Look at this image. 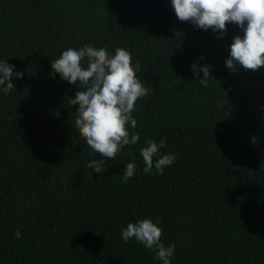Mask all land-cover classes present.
Here are the masks:
<instances>
[{"label": "trees", "instance_id": "16d2710c", "mask_svg": "<svg viewBox=\"0 0 264 264\" xmlns=\"http://www.w3.org/2000/svg\"><path fill=\"white\" fill-rule=\"evenodd\" d=\"M236 34L177 19L170 0H0V59L24 73L0 93V264H159L120 236L144 216L175 243L171 264H264V65L226 67ZM85 42L130 50L150 88L135 102L139 141L99 174L68 102L79 77L49 74ZM161 137L175 159L146 174L139 147Z\"/></svg>", "mask_w": 264, "mask_h": 264}, {"label": "clouds", "instance_id": "9594fccd", "mask_svg": "<svg viewBox=\"0 0 264 264\" xmlns=\"http://www.w3.org/2000/svg\"><path fill=\"white\" fill-rule=\"evenodd\" d=\"M177 19L189 21L202 30L224 34L226 22L234 23L242 30L232 37L228 45V56L224 63L231 71L237 66L256 69L264 65V0H170ZM207 65H190L194 75H209ZM7 59H0V93L7 94L15 86L12 78L20 79L21 70ZM139 61L132 60L130 50L116 47L109 51L103 44L85 42L62 49L59 56L50 60V75L59 74L61 80L79 82L74 96L68 102H79L76 125L92 152L101 159H88L86 166L102 173L106 160L114 158L125 146L136 145L140 134L135 131L137 120L133 115L135 102L150 92V88L138 76ZM166 140L161 137L146 138L139 147L143 161L142 171L157 174L170 165L175 153L164 152ZM129 152L131 149L129 148ZM91 156V153L89 154ZM94 157V156H92ZM136 160L124 164L121 181H127L136 172ZM162 226L159 217L144 216L122 225L120 236L124 242L135 239L152 250L159 264H171L175 243L165 244L161 240ZM13 235L21 238L16 230Z\"/></svg>", "mask_w": 264, "mask_h": 264}]
</instances>
